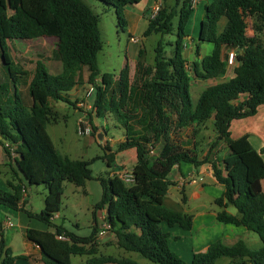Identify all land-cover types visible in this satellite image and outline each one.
<instances>
[{
    "label": "trees",
    "instance_id": "trees-1",
    "mask_svg": "<svg viewBox=\"0 0 264 264\" xmlns=\"http://www.w3.org/2000/svg\"><path fill=\"white\" fill-rule=\"evenodd\" d=\"M98 1L112 6L119 25L125 28L127 7L143 0ZM193 12V0H162L158 12L149 18L144 36L161 35L151 79L145 83L149 90L145 101L154 108L155 123L144 134L128 133L119 143V151L136 150L135 181L127 185L118 176L101 179L104 190L97 209H106L109 231L115 234L119 248L155 264H189L172 250L170 233L163 229V224L186 230L193 226L192 215L165 204L174 185L169 175L182 162L192 163L195 168L209 162L217 182L224 186L222 196L215 200L221 208L218 220L255 232L262 246L252 249L243 240L233 245L217 241L206 252L195 253L191 264H216L225 257L231 260L230 264H264V158L248 134L234 139L230 132L234 119L253 116L264 105V0L206 3L196 53L201 56V43L209 42L214 47L211 54L202 56L199 62L193 61L191 71L186 56L189 38L186 28ZM223 17L227 22L220 30ZM175 18H178L177 38L165 42L163 38L175 32ZM249 18L254 20L253 35L248 30ZM41 38L57 39L53 57L62 63V70L52 73L45 62L37 60L28 90L30 105L18 83L22 72L12 67L9 41ZM167 46L171 47L170 55ZM102 48L99 16L85 0H0V64L5 80L0 86L3 90H12L10 98L0 102V145L14 163V179L7 182L10 192L0 190V204L26 211L30 217L55 227L54 232L27 230L28 240L40 248L45 264H72L73 256L84 255L89 256L87 264H140L130 257L99 254L97 228L89 237H78L53 222L61 209L64 183L82 186L93 175L89 162L71 159L56 148L47 126L52 120H58L59 113L50 105V100L75 106L77 103L70 101L69 92L81 84L80 73L85 70L87 82L95 87L96 117L102 119L111 113L127 129L138 119L127 110L133 91L128 63L118 78L107 73L97 83L101 73L98 54ZM141 49L139 58L145 52ZM233 51L236 53L233 76L208 85L194 102L193 81L225 78ZM207 121L213 122L216 140L210 144L209 155L201 159L175 135ZM90 123L95 135L98 128L92 120ZM156 144L162 148L151 158L149 154ZM219 144L226 145L228 155L210 160ZM106 158L111 166L115 155L112 152ZM36 185H44L48 190L39 214L24 208L28 189ZM182 201L186 203L187 198L183 196ZM229 207H234L237 213H231ZM59 235H65L68 240H59ZM0 264H15L12 250L4 239L0 243Z\"/></svg>",
    "mask_w": 264,
    "mask_h": 264
},
{
    "label": "rangeland",
    "instance_id": "rangeland-1",
    "mask_svg": "<svg viewBox=\"0 0 264 264\" xmlns=\"http://www.w3.org/2000/svg\"><path fill=\"white\" fill-rule=\"evenodd\" d=\"M153 1V0H152ZM182 1V0H181ZM85 2L94 10L99 16V27L101 31V37L103 42V48L98 54V63L100 69V75L97 79V83L101 82L104 74H113L115 78L120 76L121 70L128 63L130 72V81L132 83V94L130 95L127 103V110L129 114L137 115L138 119L132 121L129 127L124 126L113 114L108 113L105 118H98L94 112V98L96 93L93 94L92 99L86 98V92L90 89V84L87 82L85 77V83L81 84L78 90H72L69 92L70 101L77 103L75 106L68 103H60L58 109L55 107L56 102L52 101L54 108L59 110L58 120L55 122L52 120L47 126V130L51 135L56 148L58 151L65 156H68L74 160H84L90 163L93 178L87 180L82 186L66 181L64 183V194L62 198V205L60 211L56 214L60 219L55 221V225H61L66 232L71 233L78 237H89L95 232L93 226L94 216H98L99 210L97 204L103 197V184L101 179H107L111 171V166L107 164V156L112 152L115 155L116 161H124L127 165L133 166L136 158L133 157L131 149L119 151V143L126 139L128 133L139 135L144 134L148 128L155 123V112L150 102L145 101L146 95H148V88L145 83L151 79L150 71L154 68L156 47L158 41L161 38L160 34L153 33L148 37L144 36V33L148 27L149 18L155 13L153 8L148 10V14L145 18L137 20V17L131 14H126L127 26L122 28L119 25L118 17L115 9L112 6L106 5L98 0H85ZM156 7L161 3L162 0H155ZM145 3V2H144ZM205 5L201 6V14L204 15ZM139 14V8L135 9ZM135 13V12H134ZM197 14V11H196ZM201 14L198 23L195 22V17L192 22L187 26L186 32L189 37L186 46V56L188 59L189 69L193 70V61L201 60L196 53V44L199 40L201 32ZM178 18L174 20L175 32L173 35H168L163 38L165 42L176 40ZM248 30L249 34H254V20L248 19ZM195 32V33H194ZM57 47L56 38H41L37 40L25 41L23 44L14 45L11 43V52L14 58L13 69L20 68L21 80L18 78L19 85L22 83L21 89L26 100H29L28 88L32 75L35 71L37 60H42L48 66L49 70L53 73H58L62 70V63L53 57V52ZM213 44L209 42L201 43L200 54L205 56L211 54L213 50ZM143 48L145 50L143 56L139 58V50ZM143 49H141L143 51ZM167 52L171 54V47L167 46ZM228 75L224 78L225 81L233 76L234 64H229ZM86 74L85 70L81 71L80 75ZM2 75L1 64H0V77ZM84 79V78H83ZM221 81H193L191 87V95L194 102L197 101L201 92L208 86L216 82ZM197 82V80H196ZM20 88V87H19ZM87 90V91H86ZM75 96L78 98L76 100ZM83 96V98H82ZM7 99V94L2 95L1 100ZM55 109V110H56ZM56 110V111H57ZM88 119V123L91 126L90 121L92 120L98 131L95 135H80L78 133L80 128V122L83 118ZM85 124V123H84ZM84 126V125H83ZM199 132L197 137L202 141H207V137H215V129L212 121H207L204 125L197 126ZM195 127L189 126L187 129H183V133L188 134L186 137H194ZM201 131L204 135H201ZM102 134V138L98 135ZM104 134V135H103ZM179 137V135H175ZM216 139V137H215ZM214 142V141H213ZM155 152L149 154L151 158L156 157L162 148L161 144L154 146ZM130 151V153H127ZM229 149L226 147L220 154V158H224L228 155ZM185 166L186 163H183ZM206 176L202 173L195 175L197 182L207 181ZM194 179V178H193ZM174 196L179 201L182 198V193L179 192L174 186L171 187ZM30 195L32 197V205L34 211L40 212L42 205L44 204V194H47L48 190L44 185H36L29 188ZM46 197V195H45ZM209 198L191 200L189 203H184L187 208H196L200 203L204 202L211 205ZM215 206V205H214ZM217 207V206H215ZM98 212V213H97ZM34 225L39 224L40 221L34 220ZM103 223L98 216V224ZM102 225V224H101ZM46 226L55 231V227ZM101 230V229H100ZM98 230V234H99ZM254 236L258 235L256 233ZM97 242V241H96ZM262 242V241H261ZM97 250L100 254H109L115 257H130L135 259L140 264H155L137 253L127 252L124 249L112 247L107 244H98ZM107 245V246H105ZM262 243L258 246L252 244V249H259ZM89 256H73V264H87ZM217 264H229L228 258H221Z\"/></svg>",
    "mask_w": 264,
    "mask_h": 264
},
{
    "label": "crops",
    "instance_id": "crops-1",
    "mask_svg": "<svg viewBox=\"0 0 264 264\" xmlns=\"http://www.w3.org/2000/svg\"><path fill=\"white\" fill-rule=\"evenodd\" d=\"M210 1L211 0H198L196 2V4L194 5V12L192 14L190 22H192V19L195 17V22L196 24L198 23L200 19V14L202 12L201 6L203 4L205 5ZM155 5H156L155 0L153 1L143 0L137 5L128 6L126 9V14L134 15L135 17H137V20H140L141 18H145L148 14V10L150 8L154 9ZM137 8H139V14L137 13V11H135V9ZM203 16L204 15L202 13L201 20L203 19ZM226 22L227 19L223 17L219 22L220 30H223V28L226 25ZM188 39H191V41L193 40V38L191 37H189ZM24 42L25 41H21V40L13 41L14 45L16 46L17 44H23ZM11 43L12 41H9L10 47H11ZM202 56L203 55H201L200 58ZM19 69L20 68H18L17 70ZM22 74H24V72H22ZM2 75H4L3 72ZM85 77L87 78L86 74L83 75L84 79L82 78V80L80 81L81 84L85 83ZM20 80H21V76H20ZM196 80L195 83H198L199 79ZM221 80H224V78L219 79L217 81H221ZM2 81L3 82L5 81L4 76L0 77V84ZM81 84H78V86L74 90H78ZM11 93L12 90L11 92L10 90L8 91L7 88L3 90V88L0 86V102L6 101L8 98H10ZM4 94H7V99L1 100V97ZM75 98L76 100L78 99L76 96ZM26 101L28 104L31 105L30 98L29 100L27 99ZM52 101L56 102L55 107L57 109L60 103H66L63 101L50 100L49 103L53 108L54 105L52 104ZM57 111L59 112V110ZM82 119H84V116ZM193 127H195L194 137L191 136V133H189V136L186 137L188 134H186L185 132L183 133L182 130L179 131L178 133L179 138L181 139L184 146L194 150L200 156L201 159H204L206 158V156L209 155L210 144L216 140L215 139L216 136L213 137L208 135L207 141L205 142L202 141L200 143L201 139L197 137L199 128L197 129V126H193ZM187 128H184V130ZM203 132L201 131V135H204ZM230 132L232 138L234 139H237L245 134H248L250 136L249 137L250 142L252 143L254 148L262 154L264 158V105L259 106L257 113L253 116L242 119H234L231 122ZM225 148H226L225 144H219L218 146H216L213 149V152L210 155L209 159L213 160L216 157H219L221 152ZM127 153H130V151H127ZM131 153L133 157L136 158V150L131 149ZM183 163H186V165L184 166ZM135 164L136 161L133 166H129L124 161L115 162L114 160V162H112L111 165L112 169L109 173V177H115V176L119 177L123 172L128 170H133ZM12 165H14L13 161L6 154L3 146L0 145V190L1 191L10 192V188L8 187L7 182L14 179ZM199 173H202L206 176L205 178V180H207L206 182L205 181L197 182V180L195 179V175ZM169 179L174 184L172 186H174L177 190H179L180 193L183 194L182 198L183 196L187 198V203L191 202V200L193 199L197 201L199 199L202 200L205 198H209L210 199L209 201H211L210 202L211 205L202 202L196 208H187V205L183 203L182 198L180 201L175 198L174 193L171 190L172 186L170 187L168 195L165 198V204L167 205V207L173 210L183 211L193 216V226L191 230L183 229L178 225L170 228L166 224H163V229L170 233L169 243L172 250L175 251L179 256H181L187 263L191 264L195 253L206 252L210 247V245L217 241H222L227 245H233L238 241L243 240L249 248H251L252 244L258 246L262 243L259 236H258L259 238H257V236H254L252 234L253 231H250L243 226L227 224L220 222L218 220L217 214L221 210V208H219L215 204V200L222 196L224 192V186L217 182L214 173L212 171L211 163L207 162L202 164L200 167L195 168V166L192 163L182 162L180 165L175 166L173 168L172 172L169 175ZM262 185L264 189V180H262ZM27 192H28L27 193L28 199L24 207L25 210L31 211L34 214H39L44 208L46 194H44V199H43L44 204L42 205L40 212L38 213L34 211V207L32 205V197L30 195L29 189ZM214 205L217 207H215ZM228 210L233 214L237 213V210L234 207H229ZM106 215H107L106 209L99 210L98 216L99 219L103 221V223H101L102 225L98 224V216L96 215L94 216L93 226L94 228H97V232L98 230L100 231L101 227L106 222ZM35 219L40 221L39 224H36V226L34 225ZM58 219H60V217L55 216L53 222L55 223V221ZM30 228L40 231L54 232L53 230H50L46 226V223H44L43 221L35 217H30L26 211L14 210L3 204H0V243L1 240L4 239L6 245L9 248H11L12 256L15 259V264H45L43 261L44 256L40 248L33 242L29 241L27 238V230ZM96 241L98 244H103L107 242V244L112 247H116V248L118 247L115 243L116 236L111 231H108V233L105 234L104 236H99V234L97 233ZM98 253L100 254L99 250ZM101 255H107V254H101ZM228 261L230 264L231 260L229 258ZM108 264H114V263H108Z\"/></svg>",
    "mask_w": 264,
    "mask_h": 264
},
{
    "label": "built area",
    "instance_id": "built-area-1",
    "mask_svg": "<svg viewBox=\"0 0 264 264\" xmlns=\"http://www.w3.org/2000/svg\"><path fill=\"white\" fill-rule=\"evenodd\" d=\"M197 1L198 0H193V5H195ZM159 8H160V4L157 7L155 6V8H154L155 13L152 16H154L158 12ZM235 57H236V53L234 51L231 52L230 55H229V64L233 63ZM94 93H95V87L91 86L90 89L86 93V98L87 99H92ZM78 133L80 135H91L92 134V128L89 125L88 119L86 117L81 120L80 128H79ZM154 152H155V150L152 149L151 150V154H153ZM13 156H15V155L13 154ZM119 178L121 180H123V182L126 183L127 185H132L134 183V181H135V176H134L133 170H128V171L123 172L119 176ZM109 230H110V225L106 221L104 223V225L101 227V230L99 232V236H104L105 234L108 233ZM58 239L59 240H68V238L65 237L64 235H59Z\"/></svg>",
    "mask_w": 264,
    "mask_h": 264
},
{
    "label": "water",
    "instance_id": "water-1",
    "mask_svg": "<svg viewBox=\"0 0 264 264\" xmlns=\"http://www.w3.org/2000/svg\"><path fill=\"white\" fill-rule=\"evenodd\" d=\"M99 138H102V134L98 135Z\"/></svg>",
    "mask_w": 264,
    "mask_h": 264
}]
</instances>
